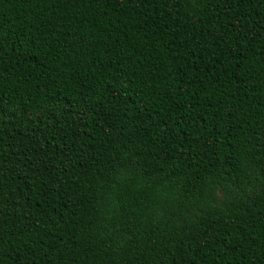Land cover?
<instances>
[{
    "label": "trees",
    "instance_id": "16d2710c",
    "mask_svg": "<svg viewBox=\"0 0 264 264\" xmlns=\"http://www.w3.org/2000/svg\"><path fill=\"white\" fill-rule=\"evenodd\" d=\"M0 264H264V0H0Z\"/></svg>",
    "mask_w": 264,
    "mask_h": 264
}]
</instances>
